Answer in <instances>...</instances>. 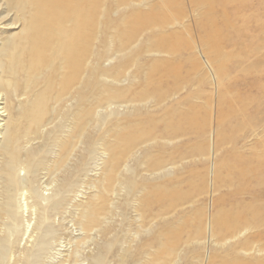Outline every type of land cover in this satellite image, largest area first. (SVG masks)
Segmentation results:
<instances>
[{"label": "bare ground", "instance_id": "6f19581e", "mask_svg": "<svg viewBox=\"0 0 264 264\" xmlns=\"http://www.w3.org/2000/svg\"><path fill=\"white\" fill-rule=\"evenodd\" d=\"M146 1L152 2L0 0V264H178L186 251L201 249L208 240L216 242L214 246L234 240L249 225L243 214L223 207L208 220L201 211L177 216L167 210V215L146 222L152 208H170L173 198L180 206L188 205L196 193L207 191L196 173L175 185H149L161 173L171 176L170 170L177 169L172 159H210L227 141L237 142L225 134L226 116L243 117L234 131L248 127L252 134L262 124L253 122L240 105L227 113L217 108V122L223 124L214 127L206 147L198 141L206 129L199 107L172 105L181 87L146 88L121 104L129 86L112 89L113 82L122 80L105 67L111 61L113 33L120 46L117 58L136 63L138 49L130 44L136 36L147 34L148 51L164 53L176 40V33L164 32L185 25L181 19L187 17L185 5H179L174 12L181 19L171 14L155 24L153 11H141L137 24L133 17ZM188 1L198 15V27L205 29L201 17L216 1ZM237 1L219 0L216 5L226 8ZM261 8L264 0L253 8L257 33L264 25L258 22L264 18ZM146 29L153 33H141ZM199 37L207 50L221 47L206 33ZM157 68L154 64L152 69ZM120 114L125 118H118ZM106 134L112 139L106 140ZM188 136L194 139L191 149L173 145ZM240 163L243 166H225L230 169L226 171L216 165L210 177L217 176V186L232 183L229 172L254 180L246 159ZM95 169L99 174L91 177ZM183 182L186 190L180 188ZM149 186L154 190L148 194ZM218 205H225L223 196L213 198L212 208ZM72 226L78 231L74 236L68 234ZM204 237L207 241H200Z\"/></svg>", "mask_w": 264, "mask_h": 264}, {"label": "rangeland", "instance_id": "374dc122", "mask_svg": "<svg viewBox=\"0 0 264 264\" xmlns=\"http://www.w3.org/2000/svg\"><path fill=\"white\" fill-rule=\"evenodd\" d=\"M214 1H216L215 6L206 14L204 19L201 17L200 20L205 29L198 27V15L191 11L188 0H152L151 3L146 1L133 17V21L137 24V17L140 16L141 11H153L155 14L151 20L155 24L171 14L181 19V15L174 11L177 10L179 5H185L183 10L186 11L187 17L181 19L185 25L175 27L176 29L173 30L168 28L164 32L176 33L175 44L171 46L170 50L167 49L168 53H165L167 51L164 53L151 52L147 49V34L138 35L131 42L129 41L131 46H137L138 49L139 56L136 59V63L124 62L122 57L117 58L116 56L120 53V46L118 38L113 33L108 53L111 61L105 67L107 69L112 68L122 80L119 83L113 82L110 85L112 89L129 86L128 97L120 99L124 101V103H121L122 105L126 104L130 97L142 93L146 88L153 91H165L170 87H181L179 93L171 99L172 105H180L183 108H188L191 105L199 107V115L203 117V127L206 129L203 139L200 138L198 141L206 147L209 143H212L214 127L218 124H223L217 122L218 118L215 116L217 108H219L220 112L227 113L240 105L243 113L248 112L252 115L253 122L262 123L257 131L252 134L249 133L248 127L234 131L233 125L242 124L243 117L240 116L237 120L235 116H226L227 119L224 124L225 134L228 135L229 139L232 137H234L233 139L238 138L237 142L227 141L222 146L223 149L221 148L220 151L210 155V159L200 156L181 161L177 157L172 159V163L173 161L175 162L172 167H177V169L174 171L170 170L171 176L166 177L161 173L154 178V182H149V185L165 181L175 185L176 182L185 179L188 175L196 173L203 180L202 185H207L205 186L207 191L201 194L196 193L193 202L188 205L180 206L179 200L173 198L170 208H152L147 213L146 222L151 221L153 223V217L160 218V216H165L167 215V210L171 213L174 211L173 214L177 216L186 213L190 216L195 211H201V213H204L203 215H207L208 220L210 213H215L217 209L222 207L223 209L231 208L232 214L241 213L250 221L247 228L243 229L236 239L229 242L217 243L214 246L216 242L208 240V243L203 248L186 251L183 257L179 259L178 264H208L211 259L213 260L211 264L215 262L220 264L221 261L228 259H235L236 264H264V25L260 32L254 31L255 21L253 17L256 15V11L253 8L259 0H238L236 6L232 2V4L228 3L226 8H223V5H216L219 0ZM241 2L245 4L237 10V7L242 5ZM232 6L236 10H233ZM261 13L264 16V9L262 8ZM258 22L264 23V18L261 17ZM154 28L157 30L161 28V25ZM202 30L205 31L203 32ZM215 30H218V33H214ZM141 33L153 32L146 29ZM201 33H206L208 38L214 40L216 45L221 47L207 50L199 37ZM255 46H258L257 51ZM157 57L161 59V62L155 60ZM104 63L107 62L104 61ZM256 63H258L257 68L254 67ZM154 64L158 65V70L152 69ZM220 72H224L228 76L219 75ZM112 76L114 77V75ZM258 83H261V86ZM221 102L226 107L222 106ZM151 111H153V108ZM151 113L156 112L153 111ZM118 118L125 117L120 114ZM107 121L111 122V119L108 118ZM96 135L98 136V132H96ZM104 138L106 140L112 139L107 134ZM193 143V137L188 136L175 141L173 145L189 150ZM165 147L168 146L165 145ZM208 150L209 147L207 148ZM105 156H103V159ZM240 158L246 159L248 163L246 167L254 170V180L251 181L250 176H243V174L238 172H229L233 179L232 183L230 185L217 186V176L210 177L211 173L209 172L216 165H219L222 171L230 170L234 164L236 167L243 166L240 163ZM184 162H187V164H182ZM92 163L88 168L91 169L93 167ZM222 165L224 169L226 168L225 170ZM91 172L90 176L96 177L99 174V169ZM225 173L223 172L222 174ZM180 188L186 190L187 183H181ZM47 190L44 191L45 194L49 193V190ZM153 190V186H149L148 194L152 193ZM85 196L83 195L79 198L83 199ZM218 196L225 198V205H218V207L214 206L212 208V200ZM79 198L75 200L77 201ZM133 214L134 211L129 210V215ZM57 217L60 219L61 216H56V219ZM67 219L65 222L69 226L70 222ZM70 229L71 233L68 232L70 236L78 233V231L73 229V226ZM200 241L206 242L207 239L204 237Z\"/></svg>", "mask_w": 264, "mask_h": 264}]
</instances>
